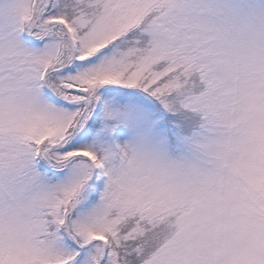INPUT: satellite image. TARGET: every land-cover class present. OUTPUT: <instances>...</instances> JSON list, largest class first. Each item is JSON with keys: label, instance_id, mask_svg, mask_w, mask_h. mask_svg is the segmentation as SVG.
Listing matches in <instances>:
<instances>
[{"label": "snow or ice", "instance_id": "1", "mask_svg": "<svg viewBox=\"0 0 264 264\" xmlns=\"http://www.w3.org/2000/svg\"><path fill=\"white\" fill-rule=\"evenodd\" d=\"M0 264H264V0H0Z\"/></svg>", "mask_w": 264, "mask_h": 264}]
</instances>
